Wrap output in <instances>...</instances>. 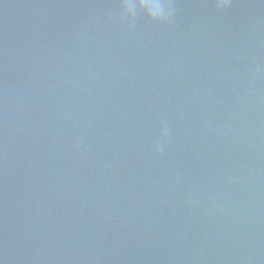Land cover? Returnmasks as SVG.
<instances>
[{
	"label": "water",
	"instance_id": "1",
	"mask_svg": "<svg viewBox=\"0 0 264 264\" xmlns=\"http://www.w3.org/2000/svg\"><path fill=\"white\" fill-rule=\"evenodd\" d=\"M170 2L0 0L2 264H264V0Z\"/></svg>",
	"mask_w": 264,
	"mask_h": 264
},
{
	"label": "clouds",
	"instance_id": "2",
	"mask_svg": "<svg viewBox=\"0 0 264 264\" xmlns=\"http://www.w3.org/2000/svg\"><path fill=\"white\" fill-rule=\"evenodd\" d=\"M228 6V0H217V8L222 9ZM121 8L123 15L129 19H134L137 15L143 14L149 20L161 24L168 22L173 16V5L170 0H121ZM168 136L169 129L166 125H162L160 130L161 149Z\"/></svg>",
	"mask_w": 264,
	"mask_h": 264
}]
</instances>
